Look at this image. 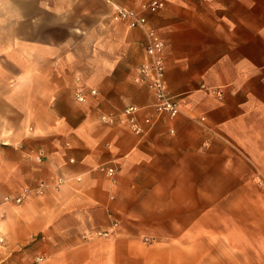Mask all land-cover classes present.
Masks as SVG:
<instances>
[{
    "label": "crops",
    "instance_id": "crops-1",
    "mask_svg": "<svg viewBox=\"0 0 264 264\" xmlns=\"http://www.w3.org/2000/svg\"><path fill=\"white\" fill-rule=\"evenodd\" d=\"M111 12L0 0V199L46 185L0 206V264H264V0H170L149 17L175 119L135 82L145 31ZM129 107L141 135L100 120Z\"/></svg>",
    "mask_w": 264,
    "mask_h": 264
},
{
    "label": "built area",
    "instance_id": "built-area-1",
    "mask_svg": "<svg viewBox=\"0 0 264 264\" xmlns=\"http://www.w3.org/2000/svg\"><path fill=\"white\" fill-rule=\"evenodd\" d=\"M170 0H146L137 8L129 9L116 4L114 0H106L112 6L111 19L117 23H124L130 29H143L146 35L145 53L146 60L138 69V75L135 82L145 85L152 93L154 102L153 109L158 116H167L175 119L181 113V104L176 97L170 95L166 85V43L160 34L149 26V17L157 15L166 8ZM90 96H96L97 91L91 89ZM87 94L79 89L76 91L75 99L78 103L83 104L87 101ZM140 112L138 107H129L125 109L118 117L116 115H104L100 120L108 125L119 123L129 127L136 135H141L144 131L138 124L137 116ZM200 123L204 124V128L213 133V130L206 125V118H200ZM145 124L150 125L151 120L145 119ZM44 153L41 152L37 157L42 162ZM109 176L115 175V169L100 167ZM60 184V181H59ZM45 183H39L34 189H28L20 192L15 196H5L0 199V206L6 204L22 205L31 196L42 197L45 195ZM110 232L98 233L99 237H109Z\"/></svg>",
    "mask_w": 264,
    "mask_h": 264
}]
</instances>
